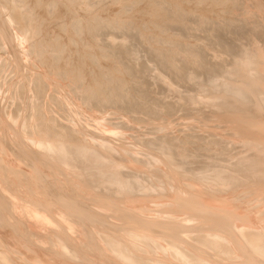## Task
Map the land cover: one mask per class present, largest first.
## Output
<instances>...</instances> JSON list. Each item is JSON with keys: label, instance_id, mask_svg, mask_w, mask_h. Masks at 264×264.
I'll list each match as a JSON object with an SVG mask.
<instances>
[{"label": "bare ground", "instance_id": "6f19581e", "mask_svg": "<svg viewBox=\"0 0 264 264\" xmlns=\"http://www.w3.org/2000/svg\"><path fill=\"white\" fill-rule=\"evenodd\" d=\"M106 1H103L105 3L101 2V0L93 2L91 1L89 4H87V9L86 11L84 9L85 12L83 11V13H78V10L82 9L80 8L82 6L80 5L81 1L79 2V0H0V7L2 4L6 6L9 13L7 14L9 15V20L11 21V23L17 25L19 32L22 34V36H24L25 39L29 36L30 38H32L30 46L33 52L37 51L36 49L40 46V52L38 53L42 56L40 59L42 63H40L44 64V66L47 67H45L47 70L45 77H47L48 80L57 77L61 78V80L64 79V82L68 84L66 86H69L71 90L73 89L77 93V95L80 94L79 100H81L83 103L90 104L91 106H93L92 108H99V110L100 108L103 109L104 107H110L112 109H116V111L123 109V111H126L128 109H132L131 112L133 113L141 112L143 113V115L145 113L148 115V117L150 115L155 119L157 117L164 118V116H166L167 114H171L173 111L172 107H174L173 104L172 106H166L164 104L162 107L158 108L159 106L156 103H159L160 100L157 97L156 98L159 101L156 102V98L154 97L155 99L152 98V104L150 106L147 107L144 105L143 99L147 98L148 89L146 88L147 90H145V83L143 82V80L145 79L141 81L137 78L142 79L143 77H138V74L140 72L146 73L147 71L151 70L150 65L147 64V59H144L146 63L143 62V64L141 65V61L143 59L140 60L139 58L138 59L140 60V63H137L141 65L140 67L137 68V66H133L131 65V63H129L133 56H136L138 54V51H141L144 48L149 56L148 57L146 55L148 60L150 58L152 60V63L153 61L156 63L157 69H155L160 71V75L166 76L169 79L168 82L172 84H188L192 82L194 84V81H203L201 83V87H203L205 90H210V96H213L212 99H215L214 102H216V99H218V111L217 109L215 110L217 111V113L215 112L216 117L218 119L222 118L226 119L227 121L229 120L228 122L231 123V126L233 127V131L230 130L231 134L242 138L243 145L251 149L249 150L251 153H249V155L247 156L237 159L235 163L232 162L233 164H230L231 166L225 165V162H223L224 164L217 165L218 163H215V161H217L216 154L203 155L201 153H203V151L210 152V150H214V147L218 148L219 145H222V141H224V143L228 142L231 144L232 141L230 139H227L226 137L223 138L217 136L214 132H212V129L207 132L209 133L208 137L212 136L213 139H205L206 141L204 145H198L196 140L192 139L194 136H191V138L189 137L190 135H186L184 137L164 135L148 140V145L144 144L152 149V151L150 150V153L147 152L148 154L144 153L141 156L133 155L132 153L130 155H123L120 152L119 154H121V156H116L104 146H90L84 143L74 142L75 140H78V138L80 139V137H75L76 135H74V131L69 127V125L60 124L55 126V124L50 123L51 120H49V123L46 122L47 120L43 118L45 116V113L42 111V114H44V116L41 117L39 106L33 105L34 107H32V109L35 110L34 112L31 111V117L36 114L35 112H37V116L35 115L34 118L38 117L36 119L43 123V127H40V125L42 124L38 122L39 128H43V130L34 134L35 138L32 139L31 137V139L29 138L28 141L27 139L25 140L23 138H20V136L19 138H17V136L14 137L17 138V143H15L18 144V148L14 147L15 149H13V145H9L10 143L7 144V142L10 140L9 138L8 141L4 136V138H0V144L2 148V151L0 150L1 186H4V183L7 182L9 184L11 180L14 181L16 177H14V173H18L20 174V178L31 180L33 181L32 185L33 183L36 184V186L38 184L40 188L39 189L35 186L34 189L31 186V188L28 189V194L30 196L21 198L20 194H18V191H16L15 188H13V191L11 192H6L5 188L3 190L0 186V236L1 238H3L2 240H0L2 241L5 248L7 247V249L9 250V253H5V251L3 253H0V264H176L175 261L177 260V262H179L180 264H220V261L225 256L226 258L229 257L231 258L230 260L234 261H227V263L229 264H236L238 262H240L238 264H264V226L263 228L260 227V229H255L253 226H251L254 225L255 219H253V217L249 215V211L247 213L244 212V210H240L242 207L239 208L238 204L236 205L237 208L231 205L229 202L234 199L230 198L231 200L229 201L228 198H223L224 196L216 198L215 195L212 197L209 196L210 198H206L202 196L200 190H197V187H195V184L203 183L205 181H212V183H215L216 185L218 184L223 188H230L231 190L255 187L258 189L255 190L256 195L257 193L263 192L261 197H256V202L259 204L263 203L264 205V48H261L260 46H254L253 41V43L251 44L244 43L242 41V39H246L249 37L251 38V35L253 34L255 36L260 35V37L263 38L264 41V28L258 26V28L248 26V22H250L248 21V19L251 17L247 16L249 12L246 14L247 6L244 4L245 0H140L138 3H136L138 0H129V3L130 1H135L136 5L135 3H133L134 5L128 4V6L126 7L124 6V2L126 1L123 0L124 4L122 3V5L124 6V8L121 9V11L119 9V11L116 13H109L108 10H106L107 6L108 8H110V3L108 5H104L106 4ZM118 1L119 0H115L116 5ZM249 1L253 3L252 5H254L253 7L256 9L255 12H257L258 10L260 12H263V14H261L264 15V2H259L257 0L260 3L259 4L256 0ZM84 3L85 2H83V4ZM111 4L113 5L112 2ZM237 10H241L242 15L240 12H238L240 13V16H236L234 13L237 12ZM27 11L30 12V15L27 14ZM261 14L260 16L257 14V16L263 17ZM252 17L255 18V16ZM55 21L57 22L55 23ZM262 23L259 22L260 25ZM178 26H181V29L184 30L182 33L184 34L179 35L181 33H179V30L177 28L175 30H178L179 34H176L174 32V28ZM203 26H205V28H202L204 30H208V28L206 27H210L208 31L211 32L212 37H210L209 39H211L212 42L211 44L206 42V45L199 46L198 41L196 43L198 44V46H196L195 43L193 44L189 40V34H191L192 31L194 32L196 28L199 29V27ZM193 27L195 30L191 31ZM262 27H264V25H262ZM208 31L207 35L209 36L210 34ZM0 32L4 33V30L1 29ZM226 32H229V38H225ZM1 33L0 46L7 43L5 42L6 39H10L7 37L6 39H2ZM35 33L38 34L37 38L35 37ZM105 33H108V35H110V37L112 38V43L110 42L109 38H107L104 43H99L100 40L98 41V38ZM196 36L197 34L195 35V38ZM198 36L202 38L204 35L202 37L200 35ZM117 38H123V41L125 42L120 43L117 47H115L114 41L116 40L117 42ZM195 38H193L192 40H194ZM259 39L260 38L258 37V40ZM103 40L105 39L103 38ZM260 40L262 41V39ZM22 41H24V39ZM4 46L6 48V46L9 45L6 44ZM12 46H14V48H17L16 45ZM218 46L222 47L223 51L226 54L230 55V60L215 59L216 57L214 56L216 54L214 55L213 53L211 54L209 52V48H211V50H215V48H218ZM220 47L219 49H222ZM110 48H112V50ZM219 49L216 51H219ZM41 51H43V55ZM140 56L141 55H139V57ZM110 58H115L116 61L113 60L114 62L112 61L111 64L105 63V60H111ZM0 62L3 63L4 61L1 60ZM2 63H0V65ZM151 71L155 72L153 70ZM2 77L5 76L2 75ZM7 77L9 76L7 75ZM38 77V79H41V77L43 76ZM45 77L40 82H37L39 80L35 82L36 87H34V91L37 97H40V95H44V93L42 94V92H44L45 86L48 85L45 82L47 80H45ZM134 78H136L138 81L134 80ZM60 82L58 86H61ZM64 82H62V84ZM135 82L142 86V89L135 88ZM147 84L149 85V83L146 82V85ZM151 84H153L152 81ZM172 84L171 86H173ZM189 85L191 86V83L187 86ZM195 85L199 84H194V86ZM23 86L24 85H22L21 87L23 88ZM194 86H192V89ZM151 87L150 89L153 90ZM166 88L170 92L171 89H169L168 85ZM176 89L179 90V87ZM180 89H182V87ZM184 90H186L185 87ZM136 91L140 92V99L138 102L134 100V94ZM189 91L191 90L189 89ZM174 92L175 94L178 93V91L176 92L175 90ZM195 92L196 91H194V93ZM191 93H193V91ZM20 94H25V89L21 90ZM162 94L160 93V95ZM180 94L182 95V93ZM198 95L199 96L188 95L184 100L186 102H196L197 104V102H199L198 97L202 96L200 94ZM168 96L166 94V98H168ZM40 98H42L43 100V97ZM203 99V101H206V98ZM203 101H201L203 104H200L201 102L199 104L200 106L204 105V107H206L207 105ZM211 105L212 104H210V106ZM210 106L209 108L213 107ZM58 107L56 109H58ZM188 109L190 110V107H188ZM19 110H21L20 106ZM105 112H107V110ZM208 113L210 115L209 111ZM15 115H17V112L14 114V116ZM56 115H58V113H56ZM185 115L188 116V114ZM90 116L88 119H90ZM201 116H203V114ZM47 117L50 118V115L48 114ZM30 118L28 119V122H30ZM57 118H55L54 120H56ZM135 120L136 122L137 120L142 121L143 116L142 118L139 116L137 118L135 117ZM25 122H23L24 125H26ZM93 122L94 121H91V124ZM106 123L107 125H109L108 123L111 122L107 121ZM11 124L10 122H7L5 120L4 115L1 113L0 126L3 128V131L4 129H7V132H9V130L14 127ZM122 124L120 122L121 126ZM160 127L167 128L163 126H159L157 128ZM113 129L108 128V131L111 133ZM147 129H149L148 125ZM7 132L5 130L4 135H6V137L7 135H9ZM27 132L29 133L30 131L28 130ZM109 132H105V134H109ZM140 136H144V134ZM61 137L64 141L57 139ZM200 138L202 137L200 136L198 140ZM230 138L232 139L233 137ZM53 139H57L59 141H55ZM141 140H144L143 137ZM103 141L104 143L110 142L104 139ZM145 141H143V143H145ZM32 144L39 145L40 150H38L37 145V148H32ZM113 145L116 147L114 143ZM40 147L44 151L41 150ZM126 150L128 151V148L122 151L126 153ZM10 152H12V155H14V157L16 158H11ZM21 156L24 158H21ZM199 156H204V158L202 157L203 159L199 161V164L201 163V165H199V167L197 165H194L195 168L192 167L191 163L196 162L197 157ZM24 160L25 162L27 161V163L29 161L28 165L30 166V169L26 170L23 168V166L20 165ZM162 163L164 165H162ZM197 163L198 161L196 162V164ZM140 165L146 166L148 170L140 168ZM165 165L168 168L165 167ZM5 166H7L8 168H6ZM25 166H27V164ZM67 167L73 168L72 170H74V168H79V170L77 173L75 172L76 175L74 177H70L69 172H67ZM119 167H122V170L119 171ZM192 174L196 175H194V181V178H191L192 180L190 179L192 182L191 184L189 183L190 180L189 182L187 181L189 179V176H191ZM150 177L155 178L152 180H148V178ZM183 178H187L185 179L187 180L186 182L185 180H183L185 183L181 182L180 180ZM11 185L14 186L13 184ZM150 185H152L156 190L159 191H157L159 195H165L167 200L170 197L174 198L173 196L176 195L173 194L169 187L172 186L174 190L178 192L182 189H185L182 191L187 190L184 193H188V196L185 200L183 199L184 201H182L181 199L183 198L181 197V193L179 192L177 194H180L179 197H181V202L176 203L174 205V209L173 202L170 201V204L167 203L168 206L172 205V208L168 207L167 209L168 215L169 212H171L172 215L170 214L171 216H168V219H166L164 223L160 220L155 221L156 218L153 216L152 217L155 218L154 220L146 218H149V216H146L145 218L142 217L143 215L139 216L142 211L140 213L138 212L139 214H137L136 210L131 207L133 206L134 202H132L133 204L131 203L130 207H124L121 205L122 200H119V197L121 198V195L126 197L131 196L134 200V196L136 194H139L146 188L150 189ZM93 186L101 188L104 187L103 191L101 190V192L99 193L95 191L97 193L95 195L96 198L102 201V204L97 205V207H101V210L106 206H103V204H107L110 207L111 205L115 206V204L120 203V207L118 206L120 209H118L117 207L118 210L112 212L113 214H111V217L114 214L125 217L127 218L128 224L133 226L131 227L134 230L126 233L127 237L129 238L127 242L119 237L121 233L119 231L120 229L117 228H122V226L117 228L114 227L112 224L107 222V220H110V222L112 221L110 219L111 217H108L109 219H107L106 214H104L103 211H101L102 213L98 211L96 209L97 207L93 208L94 205L92 206V203H89V206H87L86 201L85 204V201L83 200L85 195L83 196V194L85 190ZM10 189L12 188L10 187L9 190ZM99 189L97 188V191ZM162 189H165L167 194H163L162 191H160ZM221 191L222 190H220V192ZM151 192L152 191L150 190V194ZM85 193H87V191ZM222 194L223 192H221V195ZM86 195L88 196V194ZM154 195H148V197H153ZM176 199H178V197ZM16 202L19 203L18 205L23 204V206H25L24 213L18 212L16 210L17 208L15 209ZM145 202L146 201H144V203ZM135 203L137 202L135 201ZM144 203L140 204L141 206H138V208L145 209L146 207L143 206ZM122 204L124 205V203ZM125 204L127 203L125 202ZM90 205L92 207H90ZM145 205H147V203ZM153 207H155V205ZM105 208L103 210L107 209ZM19 209L20 208L18 207V210ZM156 209L154 210L157 211ZM154 210L152 214L154 213ZM109 211H107V214ZM146 211H148V209ZM164 211L166 210L163 209V212ZM104 212L106 213V211ZM183 212L184 215L191 216H197L199 213H202L203 215L200 214V217L203 219L201 220L202 224L196 225L197 222H195V226L194 222L193 225H189V223L184 222L187 223L186 225H184L182 223L183 221H180V218L179 222L177 218L180 215L179 213L183 215ZM144 214H146L145 211ZM177 214L179 215L177 216ZM19 215L26 216V218L28 217L29 223L28 220H26L28 225L25 224L26 222L24 220V217L22 216L23 218H20ZM164 215H167L166 212L164 213ZM155 216L158 218L157 215ZM262 216L264 219V211L262 213ZM115 217L116 216H114V218ZM22 219L24 220V222L22 221ZM114 220L116 221L117 219ZM203 221L206 222L205 226L203 225ZM120 222L121 224L123 223L122 221ZM120 222L118 221L117 223ZM239 222L242 223L241 226L238 225ZM23 225H25V227H23ZM115 225L117 224L115 223ZM39 226L43 227L42 229L46 230L47 233H44L45 231L41 232L42 229ZM90 226L94 227L95 230H91ZM201 226L205 227L206 231L196 232L197 234H188V232L191 233L192 230ZM131 227L129 228L132 229ZM38 228H40L41 230ZM158 228L161 229L162 234H170V236L172 237L168 238L166 237L167 235L157 236L156 234H150L151 231L155 232V230H158ZM220 228H225L229 231L228 234L225 231L227 236L225 234L223 236L222 233L219 234V232L216 233L214 231L215 229ZM236 228L237 230H235ZM42 233H44L45 235ZM71 233H75L77 237L80 238L82 236V241L78 244V242H76V240H78L77 237L74 236L75 234L72 236ZM46 234H48V236H46ZM37 237H43L44 239L37 240ZM35 238L37 239L35 240ZM45 239H47L46 241L49 245L44 244L43 246L41 243H44ZM229 243H233L234 246H229L231 245ZM206 249L219 251H216V254L214 256V253H211ZM161 252H167L168 256L162 255ZM145 254H148L149 256H143ZM171 255H173L176 260L174 259V257H171ZM203 256H205L204 259ZM108 257H112L113 259H111V261H108ZM202 259L205 262L202 263Z\"/></svg>", "mask_w": 264, "mask_h": 264}, {"label": "rangeland", "instance_id": "374dc122", "mask_svg": "<svg viewBox=\"0 0 264 264\" xmlns=\"http://www.w3.org/2000/svg\"><path fill=\"white\" fill-rule=\"evenodd\" d=\"M81 1V2H80ZM85 2L84 4H83V2ZM88 1V2H87ZM87 1H85V0H79V2H80V5L82 6V7H80V8H82L81 10H78L79 12L78 13H83V11H84V9H85V11H86V9H87V4H89L91 1L93 2V1H97V0H87ZM98 1H100V0H98ZM103 1H106V0H101V2H103ZM108 1H111L112 3H113V5L111 4V2H108ZM108 1H106V4H104V5H108L109 3V7L110 8H108V6L106 7V10H108V12L109 13H116V12H118L119 11V9H120V11H121V9H123L124 8V6L126 7V6H128V4L130 5H134L133 3H135V1H130V3H129V0H128V3H127V0H124V1H126V2H124L123 0H121V4H120V0L117 2V5L115 4L116 2H115V0H108ZM117 1V0H116ZM140 0H138L136 3H138ZM249 1V0H248ZM247 0H245L244 1V4L247 6V12H246V14H247V16H250L251 18H249L248 19V21H250V22H248V26L249 27H256V28H258V27H261V28H264V27H262V25H264V15H262L263 14V12H260V11H258L257 10V12H259V13H257V12H255L256 11V9L253 7L254 5H252L253 3L251 2V1H249L248 2ZM257 1V0H256ZM259 2L261 1V2H264V0H258ZM257 1V2H258ZM126 4H124V3ZM258 2V3H259ZM103 3H105V2H103ZM122 3L124 4V6L122 5ZM136 3H135V5H136ZM242 3H243V1H242ZM119 4V5H118ZM143 4V3H142ZM141 4V5H142ZM260 4V3H259ZM4 4H2L1 5V7H0V30L1 29H3L4 30V33H1V35H2V39H6V37L7 38H10L9 40H5V42H7V43H5V44H2L1 46H0V52H4L3 54H5V55H3L2 53H0V58H2V59H0V61L1 60H3L4 62L3 63H5V64H3L2 62H0V63H2L1 65H0V114L2 113L3 115H4V117H5V120L7 121V122H10V124L11 125H13L14 127V129H15V131H14V129L13 128H11L10 130H9V132H7L8 130L7 129H4V131H3V128L0 126V138H7L6 140L8 141L9 139V141L7 142V144L8 143H10L9 145L10 146H12L13 147V149H15V148H18L17 146H18V144H16L17 143V138H19V136H20V138H23V139H27V141L29 140V138L31 139V137H32V139L33 138H35L34 137V134H36V133H38V132H41V130H43V128H39V123H41L42 125H40V127L42 126L43 127V123L41 122V121H38V119H36V118H38V117H35L34 118V116L36 115L37 116V112H35L36 114L35 115H33L32 117H31V114H32V112L31 111H33L34 112V110L32 109V107H34L33 105H37V106H39V109H40V112H41V117H43L44 116V114H42L43 112L45 113V116L43 117L45 120H47L46 122H50L49 120H51V122L50 123H53V124H55V126L56 125H60V124H67V125H69V127L74 131V135H76L75 137H80V139L78 138V140H75L74 142H79V143H84V144H87V145H90V146H104L105 148H108L109 149V151L112 153V154H114V155H116V156H121V154H125V155H130L131 153L133 154V155H137V156H141L142 154H144V153H150V150L152 151V149L151 148H149V146L147 147L146 145H148L147 144V141L148 140H150V139H152V138H154V137H159V136H164V135H167V136H173V137H176V136H179V137H184V136H186V135H190L189 137H191V136H194L192 139H194V140H196V142L198 143V145L200 144V145H204L205 144V139H213V137L212 136H209L208 137V135H209V130H212L213 129V131L212 132H214L217 136H220V137H226L227 139H230L231 141H232V144L231 143H228V142H225L224 143V141H222L221 142V144L222 145H219L218 146V148L217 147H214V150H210V152H208V151H203V153H201V154H203V155H205V154H208V155H210V154H216V159H217V161H215V163H218L217 165H219V164H224L223 162H225V165H230V164H233V163H235L236 161H237V159H239V158H241V157H244V156H247V155H249V153H251L249 150H251V149H249V148H247L245 145H243V140H242V138H240V137H238V136H236V135H233V134H231V131H233V127L231 126V123H229L226 119H222V118H217L216 117V113H217V111H218V107H217V102H218V99H216L217 101L216 102H214V100L215 99H212L213 98V96H210V90H205L203 87H201V83L203 82V81H201V80H198L197 82L196 81H194L195 83L194 84H199V85H195L194 86V84L192 83V82H190L191 83V86L189 85V86H187L188 84H190V83H186V84H179V83H175V84H172V83H170V82H168L169 81V79L166 77V76H162V75H160V71L159 70H156L157 69V65H156V63L153 61V63L151 62L152 60L149 58V60H150V62H149V60H148V58H147V56H148V54L146 53V51L144 50V48H143V50H141V51H138V54L136 55V56H133V58L131 59V61H129V63H131V65H135V66H137V68L138 67H140L142 64H143V62H145L146 63V61H147V64L148 65H150V69L151 70H153V71H155V72H152L151 70H149V71H147L146 73H143V72H140L139 74H138V77H143L142 79L141 78H137L138 80H143V79H145V80H143V82L145 83V90H147V93H148V95H147V98L146 99H143L144 100V105L145 106H150L151 104H152V98L153 99H155L156 97L160 100V102L158 103L157 101H159V100H157V98H156V104L159 106L158 108H160V107H162L164 104L166 105V106H172V104H173V106L175 107H172V109H173V111H172V113L171 114H167L166 116H164V118L163 117H157L156 119L154 118V117H152V116H150L149 115V117L153 120V122H152V120L148 117V115L147 114H145L144 113V115H143V113H141V112H131L132 111V109H128V110H126V111H123V110H117L116 111V109H112V108H110V107H104L103 109H105V110H103L102 108H100V110H99V108L98 109H96V108H92L93 106H91L90 104H86V103H83L81 100H79L80 98H79V96H80V94H78L77 95V93L72 89L71 90V88H69V86H66V85H68V84H66V82H64V79L63 80H61V78H59V77H57V78H51V79H49L48 80V78L47 77H45L46 75V72H47V70H46V66H44V64H41L42 62L40 61V59H41V54H38L39 52H40V46L36 49L37 51H32L31 50V39L32 38H30V36L28 37V38H24V36H22V34L19 32V29H18V27H17V25H15L14 23H11V21L9 20V15H7V14H9L8 13V9L6 8V6L4 5ZM114 5H116V6H114ZM118 6H120V7H118ZM84 7V8H83ZM113 7V8H112ZM250 7H252V8H250ZM250 11H249V10ZM253 9V10H252ZM255 9V10H254ZM6 10H7V12H6ZM110 10V11H109ZM84 11V12H85ZM252 11H253V13H252ZM28 12V11H27ZM107 12V11H106ZM238 12H240L241 13V15H242V12H241V10H237V12H235L234 14L236 15V16H240V13H238ZM262 13V14H261ZM28 15H30V12H28L27 13ZM245 14V15H246ZM251 14H253V15H251ZM257 14L260 16V14L263 16V17H259V16H257ZM234 15V16H235ZM252 16H255V18L254 17H252ZM257 17V18H256ZM260 19H259V18ZM254 20H253V19ZM263 18V19H262ZM7 21H6V20ZM256 19V20H255ZM253 21H254V23H253ZM257 21V22H256ZM262 21H263V23H262ZM57 21H55V23H56ZM259 22H261L262 24L260 25L259 24ZM9 23H10V25H9ZM251 23V24H250ZM253 23V24H252ZM256 23V24H255ZM258 24V25H257ZM11 25H13V26H11ZM253 25V26H252ZM255 25V26H254ZM260 25V26H259ZM258 26V27H257ZM12 28V29H11ZM178 29L179 30V33H181V34H179L178 33V30H175V29ZM180 28V29H179ZM196 28V27H195ZM201 28V29H200ZM202 28H205V26H203V27H199V29L198 28H196V30L194 29V27H193V29H191V31L192 30H195L194 32L192 31V33L191 34H189V40L194 44L195 43V45L196 46H198V44H199V46H204V45H206V42H208L209 44H211V39H209L210 37H212L211 36V32H209L208 30L210 29V27L208 26V27H206V28H208V30L207 29H202ZM55 29V28H54ZM174 32L176 33V34H179V35H182V34H184V33H182L184 30H182L181 29V26L179 27H175L174 28ZM199 30V31H198ZM206 32H204V31ZM181 31V32H180ZM190 31V32H191ZM207 31L209 32V36L207 35L208 33H207ZM195 32H196V34H197V36L198 35H202L201 37L202 38H200L199 36L197 37L196 36V38H195ZM199 34H198V33ZM194 33V34H193ZM205 33V34H204ZM106 34V33H105ZM102 35V36H100L99 38H98V41H99V43L101 42V43H104V41H106L107 40V38H109V40H110V42L112 41L111 39V37H110V35H108V33L106 34V35ZM193 34V35H192ZM228 34V35H227ZM37 35V36H36ZM194 36V37H193ZM208 37V39H207V37ZM5 37V38H4ZM35 37L37 38L38 37V34L37 33H35ZM102 37V38H101ZM230 37V34H229V32H226L225 33V38H229ZM256 37H257V39H256ZM258 37L260 38V39H262V41L260 40H258ZM12 38V39H11ZM14 38H15V40H14ZM22 38V39H21ZM103 38L105 39V40H103ZM193 38H195L194 40H192ZM252 38V39H251ZM251 38L249 37V38H246V39H242V41L244 42V43H253L254 42V46H260L261 48H264V41H263V38H261L260 37V35L259 36H255L254 34L253 35H251ZM24 39V41H22ZM28 39H30V40H28ZM118 40H117V42H116V40L115 39H113V40H115L114 41V45H115V47H117L120 43H123V42H125V41H123V38H117ZM200 39V40H199ZM204 39V40H203ZM206 39H207V41H206ZM250 39V40H249ZM254 39V40H253ZM11 40V41H10ZM12 40H14V41H12ZM21 40V41H20ZM101 40H103V41H101ZM120 40V41H119ZM203 40V41H202ZM247 40V41H246ZM10 41V42H9ZM30 41V42H29ZM194 41H196V42H194ZM200 41H202V42H199ZM210 41V42H209ZM253 41V42H252ZM256 41V42H255ZM198 42V44H196ZM11 43H14V44H11ZM21 43V44H20ZM112 43V42H111ZM128 43V42H127ZM126 43V44H127ZM9 45V46H6V48H5V46L4 45ZM20 44V45H19ZM201 44V45H200ZM262 44V45H261ZM12 45H16V47L17 48H14V46H12ZM113 45V44H112ZM215 46V45H214ZM217 46V45H216ZM3 47V48H2ZM9 47V48H8ZM13 47V48H12ZM219 47L220 46H218V48L216 47L215 48V50H211V48H209V52L212 54H216L214 57H216L215 59H228V60H230L231 59V57H230V55L229 54H226L224 51H223V48L222 47H220V48H222V49H219ZM111 50H112V48H110ZM113 49H115V48H113ZM140 49H142V48H140ZM139 49V50H140ZM207 49H208V47H207ZM219 49V51H216V50H218ZM2 50H4V51H2ZM211 50V51H210ZM12 51V52H11ZM15 51V52H14ZM17 51V52H16ZM32 51V52H31ZM143 51V52H142ZM214 51V52H213ZM217 53H216V52ZM42 52V55H43V51H41ZM220 52V53H219ZM8 53V54H7ZM11 53V54H10ZM37 53V54H36ZM219 53V54H218ZM225 53V54H224ZM10 54V55H9ZM36 54V55H35ZM44 54H45V52H44ZM222 54V55H221ZM8 55V56H7ZM139 55H141L140 57H139ZM147 55V56H146ZM229 55V56H228ZM9 57V58H7V57ZM17 56V57H16ZM145 56H146V58H145ZM223 56V57H222ZM229 58H228V57ZM4 57V58H3ZM149 57V56H148ZM217 57H219V58H217ZM220 57H222V58H220ZM225 57V58H224ZM140 60H142L141 61V65L140 64H138V63H140L139 61V59ZM7 59V60H6ZM34 59H35V61H34ZM111 59V58H110ZM133 59H135V60H133ZM138 59V60H137ZM146 61H145V60ZM113 60H115L116 61V59L115 58H113V59H111V60H105V63H107V64H111L112 63V61ZM133 60V61H132ZM109 63H108V62ZM41 62V63H40ZM114 62V61H113ZM133 62V63H132ZM138 62V63H137ZM33 63V64H32ZM138 64V65H137ZM4 65V66H3ZM13 65H14V67H13ZM42 65H43V67H42ZM40 66H41V68H40ZM153 66V67H152ZM155 66V67H154ZM46 67V68H45ZM12 68V69H11ZM43 68H45V69H43ZM156 68V69H155ZM5 69H6V71H5ZM11 69V70H10ZM8 71V72H7ZM150 72H152V73H150ZM9 73V74H8ZM143 73V74H142ZM146 74V75H145ZM148 74V75H147ZM155 74V75H154ZM2 75L3 76H5V77H2ZM7 75L9 76V77H7ZM43 76V77H41V79H38L39 77L38 76ZM143 75H145V76H143ZM11 77V78H10ZM33 77V78H32ZM36 77V78H35ZM44 77H45V82L48 84V85H46V84H44V85H46L45 86V89H44V92H42V94L44 93V95H40V97H43V100H42V98H40V97H37V95L35 94V88L34 87H36L35 85V82L37 81V80H39V81H37V82H40L41 80H43L44 79ZM146 77V78H145ZM149 77V78H148ZM166 77V78H165ZM4 78V79H3ZM8 78V79H7ZM35 78V79H34ZM157 80H156V79ZM136 78H134V80H136V81H138ZM148 79V80H147ZM151 79H153V80H151ZM165 81H164V80ZM4 80V81H3ZM8 80V81H7ZM61 82H60V81ZM158 80H160V81H158ZM162 80V81H161ZM149 81V82H148ZM151 81H152V83L153 84H151ZM155 81V82H154ZM157 81V82H156ZM167 81V82H166ZM59 82H60V85L61 86H63V87H65V88H63V87H61V86H58L59 85ZM62 82H64L63 84H62ZM146 82L147 83H149V85L147 84L146 85ZM199 82V83H198ZM157 83V84H156ZM18 84H20V85H18ZM151 84V85H150ZM155 84V85H154ZM160 86H159V85ZM171 84L173 85V86H171ZM177 84V85H176ZM2 85V86H1ZM22 85H24L23 86V88L21 87ZM65 85V86H64ZM167 85L169 86V89H171L170 90V92L171 91H173V92H169V90L166 88L167 87ZM186 85V86H185ZM25 86H27V87H25ZM55 86V87H54ZM146 86H148V87H146ZM152 86V87H151ZM156 86V87H155ZM157 86H158V88H157ZM161 86H163V87H161ZM192 86H194L193 87V89H192ZM14 87V88H13ZM29 87V88H28ZM33 87V88H32ZM60 87V88H59ZM150 87L153 89V90H151L150 89ZM154 87V88H153ZM161 87V88H160ZM173 89H172V88ZM179 87V90L178 89H176V88H178ZM182 87V89H180ZM184 87H185V89L186 90H184ZM187 87V88H186ZM191 87V88H190ZM199 88V89H197V88ZM2 88H5V89H2ZM135 88H137V89H142V86H140L138 83H136L135 82ZM147 88V89H146ZM160 88V89H159ZM16 89V90H15ZM19 89V90H18ZM23 89H25V94H20V91L21 90H23ZM189 89L191 90V91H189ZM195 89V90H194ZM68 90V91H67ZM71 90V91H70ZM156 90V91H155ZM158 90V91H157ZM174 90L177 92L178 91V93H179V95H178V93H176L175 94V92H174ZM182 90V91H181ZM198 90V91H197ZM19 91V92H18ZM167 91H168V93H167ZM193 91V93H191ZM194 91H196V92H198V93H194ZM201 91V92H200ZM209 91V92H208ZM14 92V93H13ZM34 92V93H33ZM47 92V93H46ZM51 92V93H50ZM67 92V93H66ZM165 92V93H164ZM64 93V94H63ZM159 93V94H158ZM160 93L162 94V95H160ZM180 93H182V95L183 94H186V95H181ZM188 93V94H187ZM190 93V94H189ZM202 93V94H201ZM166 94H167V96H168V94H169V96H170V98H169V96H168V98H166ZM171 94V95H170ZM172 94H173V97H172ZM197 94V95H196ZM198 94H200V95H202V96H200L201 98L203 97V98H206L205 100L206 101H203L204 99L202 98H200V97H198L199 98V102H197V104H196V102L194 103V102H190V101H185L184 99H186V97L188 96V95H195V96H199ZM205 96H204V95ZM207 95V96H206ZM78 96V97H77ZM162 98H161V97ZM185 96V97H184ZM47 97V98H46ZM51 97V98H50ZM155 97V98H154ZM50 100H49V99ZM63 98V99H62ZM161 98V99H160ZM164 98V99H163ZM176 98V99H175ZM209 98H210V100H209ZM41 99V100H40ZM55 99H56V101H55ZM139 99H140V92L139 91H136L135 92V94H134V100L135 101H139ZM178 99V100H177ZM182 99V100H181ZM188 99V98H187ZM52 100V101H51ZM60 100V101H59ZM164 100V101H163ZM167 100H169V101H167ZM177 100V101H176ZM180 100V101H179ZM203 101V102H205L206 103V107H204V105H202V106H200V104H203L201 101ZM208 100V101H207ZM18 101V102H17ZM40 101V102H39ZM41 101H42V103H43V105H42V103H41ZM55 101V102H54ZM80 101V102H79ZM163 101V102H162ZM166 101V102H165ZM173 101H174V103H173ZM176 101V102H175ZM211 101H213V102H211ZM14 102V103H13ZM51 102V103H50ZM171 104H170V103ZM201 102V103H200ZM208 102V103H207ZM33 103V104H32ZM46 103V104H45ZM62 103V104H61ZM84 105H83V104ZM163 103V104H162ZM178 103V104H177ZM190 104V105H188V104ZM200 103V104H199ZM55 104V105H54ZM61 104V105H60ZM180 104V105H179ZM184 106H183V105ZM199 104V105H198ZM210 104H212L211 106H213V107H211L210 106ZM48 105V106H47ZM51 107H50V106ZM59 107H58V106ZM64 105H67L68 106V108H67V106H64ZM182 105V106H181ZM190 107V110L188 109V107ZM193 105V106H192ZM198 105V106H197ZM211 107V108H213V109H211V108H209V106ZM16 106V107H15ZM19 106H20V109L21 110H19ZM43 106V107H42ZM48 107V109H47V107ZM58 107V109H60L61 107H63V108H61L60 110H58V109H56L57 107ZM84 106V107H83ZM176 107H177V109H176ZM187 107V108H186ZM198 107V108H197ZM202 107V108H201ZM17 108V109H16ZM44 108H46V109H44ZM50 108V109H49ZM84 108H85V110H84ZM184 108H185V110H184ZM196 108V109H195ZM200 108V109H199ZM32 109V110H31ZM44 109V110H43ZM68 111H66V110ZM87 109V110H86ZM88 109H91V110H88ZM175 109V110H174ZM209 109H211V110H213V111H211V110H209ZM217 109V111H215ZM15 112H14V111ZM19 110V111H18ZM48 111V112H46V111ZM50 110H51V112H50ZM66 111V112H64V111ZM107 110V112H105ZM110 110V111H109ZM180 110H181V112H180ZM182 110H183V112H182ZM210 112V115H209V113H208V111ZM43 111V112H42ZM55 111H56V113H58V115H56V113H55ZM91 111V112H90ZM97 111V112H96ZM100 111H103V112H100ZM177 111H179V112H177ZM191 111H192V113H191ZM195 113H194V112ZM199 111V112H198ZM12 112H14V113H12ZM17 112V115H15L14 116V114ZM24 113V114H22V113ZM53 112V113H52ZM63 112V113H62ZM84 112V113H83ZM90 112V113H89ZM119 112V113H118ZM127 112H130V113H127ZM177 112V113H176ZM187 112H189V113H187ZM197 112V113H196ZM205 112V113H204ZM214 113V115H213V113ZM216 112V113H215ZM81 113H83V114H85V115H83V114H81ZM87 113V114H86ZM92 113V114H91ZM94 113V114H93ZM100 113V114H99ZM114 113V114H113ZM118 113V114H117ZM137 113H139V114H137ZM140 113H141V115H140ZM177 115H176V114ZM184 113V114H183ZM208 113V114H207ZM13 114V115H12ZM47 114V115H46ZM48 114L50 115V118L49 117H47L48 116ZM52 114H54V115H52ZM62 114H64V115H62ZM68 116H67V115ZM70 114H72V115H70ZM78 114V115H77ZM89 114V115H88ZM90 114H91V116H93V117H91L90 116ZM114 116H113V115ZM133 114V115H132ZM185 114H188V116L187 115H185ZM192 114V115H191ZM203 114V116H201ZM206 116H205V115ZM23 115V116H22ZM52 115V116H51ZM62 115V116H61ZM115 115H116V117H115ZM120 115V116H119ZM190 115V116H189ZM20 116V117H19ZM27 116V117H26ZM86 116V117H85ZM89 116H90V119H88L89 118ZM123 116V117H122ZM126 116V117H125ZM129 116V117H128ZM141 117L142 118V116H143V120L142 121H138L137 120V122H136V120H135V117L137 118V117ZM147 116V117H146ZM208 116V117H207ZM215 116V117H214ZM22 117V118H21ZM31 117V118H30ZM54 117V118H53ZM58 117V118H57ZM96 117H97V119H96ZM113 117H115V118H113ZM30 118V122H28V119ZM33 118V119H32ZM47 118V119H46ZM51 118H53V119H51ZM55 118H57L56 120H54ZM72 118H74V119H72ZM86 118V119H85ZM95 118V119H94ZM110 118V119H109ZM112 118H113V120H112ZM125 118V119H124ZM145 118V119H144ZM146 118H148V119H146ZM159 118V119H158ZM163 118V119H162ZM26 119H27V121H26ZM36 119V120H35ZM60 119V120H59ZM93 119V120H92ZM119 119V120H118ZM129 119V120H128ZM131 119V120H130ZM134 119V120H133ZM155 119V120H154ZM209 119V120H208ZM20 120V121H19ZM53 120V121H52ZM62 120V121H61ZM112 120V121H111ZM128 120V121H127ZM26 121V122H25ZM33 121V122H32ZM91 121H94L92 124H91ZM99 123H98V122ZM111 122V123H108L109 125H107V123L106 122ZM119 123H118V122ZM151 121V122H150ZM154 121H157V122H154ZM225 121H227V122H225ZM17 122H20V123H17ZM23 122H25V124L26 125H24V123ZM39 122V123H38ZM60 122V123H59ZM62 122V123H61ZM64 122V123H63ZM120 122H121V124H122V122H123V124H122V126L120 125ZM126 122H129V123H126ZM141 122V123H140ZM160 122V123H159ZM213 122V123H212ZM216 122V123H215ZM219 122V123H218ZM29 123H31V124H29ZM47 123V124H48ZM57 123H59V124H57ZM82 123V124H81ZM101 123V124H100ZM113 123V124H112ZM150 123V124H149ZM190 123V124H189ZM18 124V125H17ZM77 124V125H76ZM114 124H115V126H114ZM16 125H17V127H16ZM96 125V126H95ZM128 125V126H127ZM134 125V126H133ZM141 125V126H140ZM143 125V126H142ZM145 125V126H144ZM147 125H148V128L149 129H147ZM164 125H166V126H164ZM168 125V126H167ZM217 125V126H216ZM107 126H110V127H107ZM123 126H125V127H128V128H125V127H123ZM153 126H155V127H153ZM159 126H163V127H167V128H162V127H160V128H157V127H159ZM186 126V127H185ZM190 126V127H189ZM198 126V127H197ZM208 126V127H207ZM230 126V127H229ZM58 127V126H57ZM75 127H77V128H75ZM130 127H132V128H130ZM143 127V128H142ZM185 127V128H184ZM193 127H195V128H193ZM212 127V128H211ZM26 128V129H25ZM33 128V129H32ZM97 128V129H96ZM108 128H114L113 130H112V132L110 133L109 131H108ZM118 130H117V129ZM141 128V129H140ZM153 128V129H152ZM199 128V129H198ZM16 129H17V131H16ZM20 129H21V131H20ZM31 129H32V131H31ZM76 129H78V130H76ZM105 129H107V130H105ZM127 129H130V130H127ZM151 129V130H150ZM166 129V130H165ZM168 129V130H167ZM172 129V130H171ZM204 129V130H203ZM208 129V130H207ZM226 129V130H225ZM5 130H6V132L9 134V135H7V137H6V135H4L5 134ZM30 131L29 133L27 132V131ZM35 130V131H34ZM40 130V131H39ZM102 130V131H101ZM145 130V131H144ZM177 130H179V131H177ZM185 130V131H184ZM194 130H195V132H194ZM228 130V131H227ZM231 130V131H230ZM81 131V132H80ZM94 131V132H93ZM98 131V132H97ZM114 131H116V132H118V133H116V132H114ZM142 131H144V132H142ZM148 131H150L151 132V134H150V132H148ZM156 131V132H155ZM171 133H170V132ZM177 131V132H176ZM193 131V132H192ZM198 131V132H197ZM208 131V132H207ZM32 132H33V134H32ZM105 132H109V134L108 133H106L105 134ZM153 132V133H152ZM168 132V133H167ZM174 132H176V133H174ZM185 134H184V133ZM202 132V133H201ZM140 133V134H139ZM160 133H162V134H160ZM184 134V135H182V134ZM196 133H198V134H196ZM204 133V134H203ZM205 133H207V134H205ZM3 134V135H2ZM10 134H12V135H10ZM111 135V136H108V135ZM136 134V135H135ZM144 134V136H140V135H143ZM146 134V135H145ZM200 134V135H199ZM224 134V135H223ZM79 135V136H78ZM148 135V136H147ZM196 135V136H195ZM204 135H205V137H208V138H205L204 137ZM207 135V136H206ZM2 136V137H1ZM4 136V137H3ZM8 136H12L13 137V139L15 140H13L12 139V137H8ZM17 136V138H14V137H16ZM36 136V135H35ZM95 136V137H94ZM96 136H98V137H96ZM202 137V138H200L199 140H198V138L199 137ZM235 136V137H234ZM100 137V138H99ZM101 137H103V138H101ZM106 137V138H105ZM142 137H143V141H145L146 139V141H145V143H143V141L141 140L142 139ZM230 137H233L232 139L230 138ZM9 138V139H8ZM96 138V139H95ZM139 138V139H138ZM57 139H60V140H63L62 139V137L61 138H57ZM57 139H53V140H55V141H59V140H57ZM103 139L104 140H108V141H110L109 143L107 142H105L104 143V141H103ZM81 140V141H80ZM234 140V141H233ZM14 143H13V142ZM64 141V140H63ZM97 141H99V142H97ZM208 141V140H207ZM16 142V143H15ZM103 142V143H102ZM134 142V143H133ZM204 142V143H203ZM113 143L116 145V147L113 145ZM120 145H119V144ZM226 143H228V144H226ZM109 144V145H108ZM112 144V145H111ZM144 144H146V145H144ZM242 144V145H241ZM35 144H32V148H34V147H36L37 148V146H38V150H40L39 149V145H35ZM139 145V146H138ZM141 145H142V147H141ZM228 145H229V147H228ZM235 145V146H234ZM31 146V145H30ZM113 146V147H112ZM122 146H123V149H122ZM222 146H223V148H222ZM231 146V147H230ZM11 147V148H12ZM15 147V148H14ZM145 147V148H144ZM220 147V148H219ZM234 147V148H233ZM241 147V148H240ZM41 148V147H40ZM115 148H116V150H115ZM126 148H128V151H130V152H128L127 150V152L125 153V152H123L122 150H125ZM141 148V149H140ZM232 148V149H231ZM238 148V149H237ZM2 148H1V144H0V150H1ZM120 149V150H119ZM122 149V150H121ZM130 149V150H129ZM140 149V150H139ZM217 149V150H216ZM223 151H222V150ZM41 150H43L42 148H41ZM119 150V151H118ZM136 150V151H135ZM2 151V150H1ZM44 151V150H43ZM142 151V152H141ZM226 151V152H225ZM234 151V152H233ZM247 151V152H246ZM121 152V154H119ZM134 152V153H133ZM136 152V153H135ZM215 152V153H214ZM239 152V153H238ZM11 154H10V157L11 158H16V157H14V155H12L13 153L12 152H10ZM141 153V154H140ZM147 153V154H148ZM219 154V155H218ZM224 154V155H223ZM228 154V155H227ZM218 155V156H217ZM220 155H223V156H220ZM227 155V156H226ZM230 155H232V156H230ZM234 155V156H233ZM200 157H201V159H200ZM204 158V156H199V157H197V161H198V163L196 164V162H192L191 163V165H192V167H194V165H197L198 167H199V165H201V163L199 164V161L200 160H202L203 158ZM220 157V158H219ZM223 157V158H222ZM226 157V158H225ZM21 158H24V157H22L21 156ZM219 158V159H218ZM223 159V160H222ZM231 159V160H230ZM220 160V161H219ZM20 161V160H19ZM193 161V160H192ZM230 161V162H229ZM22 162V161H21ZM233 162V163H232ZM24 163H26L27 164V166H25L26 164H24ZM194 163V164H193ZM19 164H20V162H19ZM23 164V165H22ZM22 164H20L21 166H23V168L24 169H26V170H28V169H30L29 167V161H28V163H27V161L25 162V160L22 162ZM162 165H164L163 163H162ZM25 166V167H24ZM138 166V165H137ZM197 166H196V168H197ZM231 166V165H230ZM6 168H8L7 166H5ZM27 167V168H26ZM165 167H167L166 165H165ZM68 168V167H67ZM121 168V169H120ZM138 168V167H137ZM140 168H142V169H144V170H148V168L146 167V166H144V165H140ZM163 168H164V166H163ZM168 168V167H167ZM195 168V167H194ZM69 169H70V171H69ZM73 168H68L67 169V172H69V175H70V177H74L75 175H76V173L78 172V170H79V168L78 169H75L74 168V170H72ZM66 170V169H65ZM118 170L120 171V170H122V167H119L118 168ZM125 170H126V168H125ZM73 172V173H72ZM76 172V173H75ZM71 173V174H70ZM176 173V172H175ZM17 174V175H16ZM74 174V175H73ZM19 175L20 174H18V173H14V177H15V180L13 181V180H11V182L8 184V182L7 183H4V186L2 187L1 186V184H0V186H1V188L4 190V188H5V191L7 192H11V191H13V188H15V190L16 191H18V194H20V197L21 198H26V197H28V196H30L28 193H29V191H28V189L29 188H31V186H32V188H34L35 189V186H36V184H34L33 183V185H32V182L33 181H31V180H27V179H22V178H20L19 177ZM194 175H196V174H192L191 176H189V179H188V181L187 180H185V179H187V178H183V179H180L181 180V182H184L183 180H185V182L187 181V182H189V180L192 178H194L193 179V181L195 180V177H194ZM20 178V179H19ZM155 177H150V178H148V180H152V179H154ZM19 179V180H18ZM22 179V180H21ZM191 179V180H192ZM21 180V181H20ZM29 181V182H27V181ZM191 180H190V182L189 183H191L192 184V182H191ZM24 183H23V182ZM16 184H15V183ZM18 182V183H17ZM20 182V183H19ZM151 182V181H150ZM184 182V183H185ZM22 183V184H21ZM204 183H206V184H208V185H206V184H204ZM5 184H7V185H5ZM11 184H13L14 186H12ZM18 184V185H17ZM24 184V185H23ZM20 185V186H19ZM199 185V186H198ZM6 186V187H5ZM22 186H23V188H22ZM25 186V187H24ZM12 188V189H10L9 190V188ZM37 188H39V186H38V184H37V186H36ZM195 187H197V190H200V192H201V194H202V196H204V197H206V198H210V197H212V196H216V198H219V197H221V196H224L223 198H228L229 199V201L231 200V199H234V200H232L231 202H229L231 205H233L234 207H236L237 208V204H238V207L239 208H241L240 210H244V212H247L248 213V211H249V215L251 216V217H253V219H255L254 221H255V223H254V225H251V226H253L255 229H257V228H259L260 229V227L261 228H263V224H264V219H263V216H262V213H263V211H264V205H263V203H261V204H259V203H257L256 202V200H257V198L258 197H261L262 196V194H263V192L262 193H257V195H256V192H255V190L257 189V188H255V187H248V188H239V189H230V188H223V187H221V186H219L218 184L216 185L215 183H212V181H205V182H203V183H199V184H195ZM36 188V189H37ZM92 188V189H91ZM97 188L99 189L98 191H97ZM170 188V190L173 192V194L175 195V196H177L178 197V199H176L177 197H175V196H173L174 198H172V197H170L168 200L166 199V196L165 195H159L158 194V190H156L152 185H150V189L148 188H146V189H144V191H142V192H140L139 194H136L134 197V200H133V197H126V196H123V195H121V198L119 197V200H122V203H124V205L121 203V205L122 206H124V207H130L131 206V203L132 202H134V204L136 205H134L133 203V206H131L132 208H134L135 210H136V212H137V214H139L141 211V213L139 214V216L141 215H143L142 217H146V216H149V218L148 217H146L147 219H150V220H154L155 218V221H157V220H160L161 222H165L166 221V219H168V216H171L172 214H171V212H169V215H168V207H170V208H172V205H170V206H168L167 205V203L168 204H170V201L171 202H173V209H174V205L176 204V203H178V202H181V199H182V201H184L186 198H187V196H188V193H184V192H186V191H182V190H185V189H182V190H179V192L181 193V197H183V198H181V197H179L180 196V194L179 195H177L179 192L178 191H175L174 190V188L171 186V187H169ZM176 188V187H175ZM201 188V189H200ZM214 188V189H213ZM219 188H221V189H219ZM6 189H8V190H6ZM40 189V188H39ZM103 189H104V187H96V186H93V187H89L87 190H85V192L87 191V193H85L84 192V194H83V196L85 195V197H86V199H85V197L83 198V200L85 201V204H86V201H87V206H89L88 204L89 203H92L91 205L93 206V208L94 207H97V205H100V204H102V201L100 200V199H97L96 198V194L97 193H99V192H101V190L103 191ZM206 189V190H205ZM213 189V190H212ZM230 189V190H229ZM147 190V191H146ZM149 190V191H148ZM150 190L152 191L151 192V194H150ZM155 192H154V191ZM194 190H196V189H194ZM208 190V191H207ZM220 190H222L221 192H223V194L221 195V192H220ZM229 190V191H228ZM239 190V191H238ZM258 190V189H257ZM25 191V192H24ZM93 193H92V192ZM97 193H96V192ZM158 191V192H157ZM160 191H162V193L163 194H167L166 193V190L165 189H162V190H160ZM214 191H215V193H214ZM224 191H226V192H224ZM234 192H235V194H234ZM26 195H25V194ZM89 193H91V194H89ZM154 193H155V195H154ZM220 193V194H219ZM233 193V194H232ZM86 194H88V196L86 195ZM184 194H186V195H183ZM212 194V195H211ZM90 195V196H89ZM139 195V196H138ZM148 195H154L153 197H148ZM95 196V197H94ZM123 196V197H122ZM138 196V197H137ZM162 196V197H161ZM210 196V197H209ZM88 197V198H87ZM90 197H92V198H90ZM236 197V198H235ZM257 197V198H256ZM90 198V199H89ZM125 198V199H124ZM128 198V199H127ZM140 198V199H139ZM181 198V199H180ZM231 198V199H230ZM240 198V199H239ZM243 198H245V199H243ZM247 198V199H246ZM139 199V200H138ZM184 199V200H183ZM239 199V200H238ZM128 200V201H127ZM130 200V201H129ZM133 200V201H132ZM180 200V201H179ZM245 200V201H244ZM252 200V201H251ZM90 201V202H89ZM97 201V202H96ZM127 203V204H125V202ZM135 201L137 202V203H135ZM141 203H140V202ZM144 201H146L145 203H144ZM160 201H162V202H160ZM240 201V202H239ZM248 201V202H247ZM119 202V201H118ZM121 202V201H120ZM128 202H129V204H128ZM175 202V203H174ZM144 203V207H146L145 209H139L138 208V206L140 207L141 205L140 204H143ZM147 203V205L149 206H147V205H145ZM154 203V204H153ZM161 203V204H160ZM256 203V204H255ZM19 203L18 202H16V206H15V209L18 211V212H21V213H24L25 212V206H23V204H20V205H18ZM120 204V203H119ZM119 204H115V206L114 205H111L110 207H109V205H107V204H103V206H105V207H103L102 208V210H101V207L99 206V207H97L96 209L98 210V211H103V213L104 214H106V216H107V219H109L110 217H111V214H113L112 212H115V211H117L118 209H120L119 207ZM139 204V205H138ZM90 205V207H92ZM152 205V206H151ZM155 205V207H153ZM166 205V206H165ZM246 205V206H245ZM119 206V207H118ZM163 206V207H162ZM244 206V207H243ZM18 207L20 208L19 210H18ZM24 207V208H23ZM115 207V208H114ZM117 207H118V209H117ZM136 207V208H135ZM156 207H157V209H156ZM161 207V208H160ZM166 207V208H165ZM247 207V208H246ZM250 207V208H249ZM99 208V209H98ZM106 209V210H103V209ZM164 210H166V211H164L163 212V209ZM115 209V210H114ZM148 209V211H146ZM152 209V210H151ZM154 209H156L157 211H155ZM160 209H161V211H160ZM261 209V210H260ZM111 212H110V211ZM112 210H114V211H112ZM138 210V211H137ZM153 210H154V213L152 214V212H153ZM247 210V211H246ZM104 211H106V213L104 212ZM107 211H109L108 212V214H107ZM144 211H145V213L146 214H144ZM159 211V212H158ZM171 211V210H170ZM139 212V213H138ZM156 212V213H155ZM166 212V214L167 215H164V213ZM262 212V213H261ZM102 213V212H101ZM147 213H149V214H147ZM158 213V214H157ZM161 213V214H160ZM252 213V214H251ZM257 213V214H256ZM157 215L158 216V218L155 216V215ZM160 214V215H159ZM163 214V215H162ZM171 214V215H170ZM180 214V215H179ZM179 214H177V216H178V218H177V220L179 221V218H180V221L184 224V225H186L187 223H189V225H193V222H194V225L196 224L195 222H197V224L196 225H198V224H202L201 222V220H203L201 217H200V214L201 215H203L202 213H199L197 216H191V215H184V212H183V215L181 214V213H179ZM145 215V216H144ZM20 216V218L23 216V215H19ZM18 216V217H19ZM114 216H116L115 218H114ZM155 217V218H153V217ZM255 216V217H254ZM257 216V217H256ZM24 217V220H25V224H27L28 225V223H29V220H28V217L26 218V216H23ZM22 217V218H23ZM109 217V218H108ZM113 217V218H112ZM112 217L110 218L112 221H113V223H112V221L110 222V220H107V222L108 223H110V224H112L114 227H121L122 226V228H117V229H120L119 231H120V235H119V237L122 239V240H124L125 242H127L128 240H129V238L127 237V234L126 233H128V232H130V231H133L134 229L132 228L133 226L132 225H129L128 224V222H127V218H125V217H122V216H119V215H116V214H114V215H112ZM193 217V218H192ZM261 217V218H260ZM184 218V219H183ZM114 219H117L116 221L114 220ZM24 220L22 219V221L24 222ZM26 220H28V223H27V221ZM126 220V221H125ZM198 220H200V221H198ZM120 222V221H122L123 223L121 224V222L120 223H117V222ZM179 221V222H180ZM184 222H187V223H184ZM198 222H200V223H198ZM115 223L118 225H115ZM181 223V224H182ZM192 223V224H191ZM206 222H204L203 221V225L205 226L206 224H205ZM259 224V227H258V224ZM121 224V225H120ZM126 226H125V225ZM241 224L242 223H240L239 222V226H241ZM124 225V226H123ZM195 225V226H196ZM113 226H111V227H113ZM132 226V227H131ZM23 227H25V225H23ZM22 227V228H23ZM39 227H41V226H39ZM129 227H131L132 229H130ZM43 227H41V229H42ZM90 228H91V230H95V228L94 227H92V226H90ZM237 228H238V226H237ZM237 228L235 229V230H237ZM38 229H40V228H38ZM40 229V230H41ZM121 229H122V231H121ZM129 231H128V230ZM205 229V230H204ZM198 230V231H197ZM202 230V231H201ZM45 231V232H44ZM73 231V230H72ZM160 231V232H159ZM204 232V231H206V228L205 227H197V228H195L194 230H192V232L190 233V232H188V234H192V233H195V234H197L196 232ZM216 233L217 232H219V234L220 233H222V235L224 236V234L227 236V234L229 233V231L227 230V229H225V228H220V229H215L214 230ZM224 231V232H223ZM227 232V234H226V232ZM41 232H44V233H47L46 232V230H44V229H42L41 230ZM40 232V233H41ZM185 232V231H184ZM44 233H42V234H44ZM160 233V234H159ZM75 233H71V235L73 236ZM150 234H156L157 236H160V235H167L166 237H168V238H171L172 236H170V234L168 235V234H162V232H161V229H159L158 228V230L156 229L155 230V232L154 231H151L150 232ZM45 235V234H44ZM121 235H123V236H121ZM46 236H48V234H46ZM74 236H76L77 237V235L75 234ZM78 236H79V233H78ZM123 237H124V239H123ZM38 238V239H37ZM37 238H35V240L37 239V240H43L44 238L43 237H37ZM73 238H75V237H73ZM80 237H77V239L78 240H76V239H74V240H76V242H78V244H79V242H81L82 240V236H81V238L79 239ZM242 238V237H241ZM0 239L2 240L3 238H1V236H0ZM0 240V253H3L4 251H5V253H9V250L7 249V247L5 248V246L3 245V243H2V241ZM47 239H45V242L44 243H41L43 246H44V244H48V242L46 241ZM80 240V241H79ZM27 244V243H26ZM229 244H231V243H229ZM45 245V246H46ZM49 245V244H48ZM234 246V244L232 243L231 245H229V246ZM2 248V249H1ZM6 249V250H5ZM3 250V251H2ZM207 251H209V252H211V253H214L213 255L215 256V252L216 251H219V250H211V249H206ZM211 250V251H210ZM7 251V252H6ZM214 251V252H213ZM92 254V253H91ZM161 254L162 255H164V256H168L167 255V252H161ZM146 255H148V254H145V255H143V256H146ZM149 256V255H148ZM171 257H174L173 255H171ZM205 258V256H203V259ZM226 258V256L225 257H223V259L220 261V264H229V263H227V261L228 262H234L233 260H230L231 258H229V257H227L228 258V260H227V258ZM14 259V258H13ZM108 259V261H111V259H113L112 257H108L107 258ZM174 259H175V257H174ZM202 259V263L203 262H205L204 260ZM176 260V259H175ZM206 260V259H205ZM178 261V260H177ZM177 261H175L176 262V264H180L179 262H177ZM179 261H181V260H179ZM208 261V260H207ZM239 261V260H238ZM213 262H215V261H213ZM222 262V263H221ZM238 263H240V262H238ZM238 263H236V264H238ZM183 264V263H182ZM196 264V263H195Z\"/></svg>", "mask_w": 264, "mask_h": 264}]
</instances>
